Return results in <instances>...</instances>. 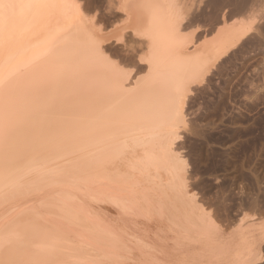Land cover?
<instances>
[{"label":"bare ground","instance_id":"bare-ground-1","mask_svg":"<svg viewBox=\"0 0 264 264\" xmlns=\"http://www.w3.org/2000/svg\"><path fill=\"white\" fill-rule=\"evenodd\" d=\"M186 1L124 11L135 0L109 4L127 20L142 18L128 50L145 49L129 66L117 61L120 71L112 73L93 70L80 43L89 27L104 36L81 0H0V79L11 78L33 128L0 150V238L11 240L13 257L264 264V212L243 217L222 207L229 203L207 208L210 198L192 189L178 144L190 85L251 26L230 23L207 45L187 40L181 27L193 13ZM60 63L63 72L46 75Z\"/></svg>","mask_w":264,"mask_h":264},{"label":"rangeland","instance_id":"rangeland-1","mask_svg":"<svg viewBox=\"0 0 264 264\" xmlns=\"http://www.w3.org/2000/svg\"><path fill=\"white\" fill-rule=\"evenodd\" d=\"M81 1L83 8L85 7L84 12L87 19L94 21L96 25L99 22L97 26L102 28L101 32L106 39L104 46L107 50L110 49L107 52H110L109 55L112 54L111 59L113 58L124 66H129V62L134 57L138 58L145 52V49L143 51L141 48L133 53L128 50L131 44L129 40L133 38V34L124 28L127 25L125 14L122 15L121 11L117 10L118 6L113 8L114 5H119L120 0H110L112 4L108 3L109 0H94L95 4L93 0ZM187 1L185 3H188V7L190 6L192 11H189L193 13L190 15L193 16L189 15L190 22L187 21L189 22L187 25L183 24L181 32L187 35V40L193 42L201 41L206 44L212 41L221 30L230 26V23H232L231 26L250 24L251 28L248 26L250 28L248 30L252 28L259 30L264 20V0ZM247 25L244 27L247 28ZM195 30L197 32L192 35ZM127 58H131L130 61ZM204 78L190 85L186 94L185 107H183L186 125L179 135L178 144L180 153H183L181 156L188 165L186 175L189 178L190 175L192 177L191 180L187 177V180L189 179V183H194L192 189L199 192L198 194L194 191L197 195L209 196L207 198L210 199L206 201L212 205L204 204L207 208L211 206L218 208L229 203L231 208L227 205L222 207L232 212L234 210L235 214L240 213L243 217L254 215V213L256 215L257 211L264 212V99L261 98L257 82H249L248 77H245L243 83L248 87L242 88L239 78L213 76L210 71L204 73ZM210 192H213L212 195ZM215 193L216 195H213ZM216 209L210 211L213 212ZM235 209L240 211L236 210V213Z\"/></svg>","mask_w":264,"mask_h":264},{"label":"snow or ice","instance_id":"snow-or-ice-1","mask_svg":"<svg viewBox=\"0 0 264 264\" xmlns=\"http://www.w3.org/2000/svg\"><path fill=\"white\" fill-rule=\"evenodd\" d=\"M156 5L152 0H135L134 4L125 3L120 9L136 7L139 9L152 8ZM142 23L141 17L135 19L129 17L126 30L132 32L138 30ZM82 45L85 48L90 66L93 70L101 72H119L120 67L117 61L112 60L103 47L106 39L99 34L94 27H89ZM63 63L54 65L46 75L55 76L65 70ZM211 75H223L229 79L239 78L242 88L248 85L243 83L245 77L249 82L255 81L259 87L261 98L264 99V20L259 30L252 28L247 35L226 50L215 66L208 65L204 69ZM17 93L14 92L11 78L0 79V150L10 148L13 141L22 133L33 131L31 124V112L20 106L17 101ZM209 232V238H212ZM11 245L10 239L0 238V264H31L23 259L15 258L6 249Z\"/></svg>","mask_w":264,"mask_h":264}]
</instances>
